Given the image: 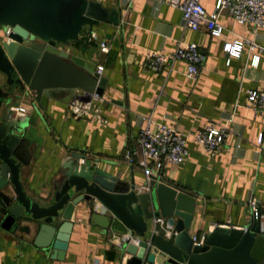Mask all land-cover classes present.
Segmentation results:
<instances>
[{
	"label": "crops",
	"instance_id": "crops-1",
	"mask_svg": "<svg viewBox=\"0 0 264 264\" xmlns=\"http://www.w3.org/2000/svg\"><path fill=\"white\" fill-rule=\"evenodd\" d=\"M116 12V23L98 22L84 26L78 39L61 49L83 60L105 79L96 97L84 90L64 89L35 101L22 96L12 104V115L29 120L42 143L22 169L20 180L33 199L49 203L53 182L73 165L72 153L81 154L84 164L98 168L117 180L140 188L145 180L135 165L123 159L135 148V138L145 119L174 127L186 137L188 153L184 161L165 163L159 181L192 197L190 237L211 231L215 226L246 227L252 207L264 219V110L254 112L246 101V91H264V26L253 34L247 24H238L226 12L218 15L223 30L217 36L200 24L196 30L180 27V11L167 4L153 8L151 0H95ZM206 12L215 0H198ZM262 47L251 52L242 46L237 56L222 50L225 42L251 38ZM105 41L106 53L98 49ZM196 43L202 57L197 78L184 76L181 61L166 63L158 73L142 68L147 49L169 52L174 43ZM89 100L98 109L74 115L70 104ZM230 118V122H227ZM231 129L220 152L210 156L196 144L191 132L207 123ZM261 134V145L256 144ZM238 142V147L235 146ZM80 163V160H79ZM147 190L148 187H142ZM72 226L61 259L31 243L32 232L0 227V264H125L129 255L119 249L121 226L103 230L89 223L84 210L75 207ZM27 222L22 221L21 226ZM260 227V228H261ZM32 231V229H31Z\"/></svg>",
	"mask_w": 264,
	"mask_h": 264
},
{
	"label": "water",
	"instance_id": "water-1",
	"mask_svg": "<svg viewBox=\"0 0 264 264\" xmlns=\"http://www.w3.org/2000/svg\"><path fill=\"white\" fill-rule=\"evenodd\" d=\"M116 20L113 9L95 0H0V26L8 29L0 38V227L32 232L35 247L61 259L78 207L92 225L127 231L118 236L129 255L125 264H264L257 210L248 226H215L193 242L186 231L192 197L154 177L147 190L136 188L84 164L81 154H71L73 165L53 182L47 205L26 193L20 175L42 137L29 120L12 115V104L31 94L42 102L64 89L99 93L105 79L61 47L77 41L84 26ZM156 217L164 218L166 232L153 223Z\"/></svg>",
	"mask_w": 264,
	"mask_h": 264
},
{
	"label": "built area",
	"instance_id": "built-area-1",
	"mask_svg": "<svg viewBox=\"0 0 264 264\" xmlns=\"http://www.w3.org/2000/svg\"><path fill=\"white\" fill-rule=\"evenodd\" d=\"M130 0H123L127 4ZM153 8L156 9L161 4H167L175 7L180 11V27L196 30L200 24L209 27V33L217 36L223 30V26L218 22L217 18L221 12H226L238 24H247L254 34L257 29L264 26V0H215L213 8L210 12H206L198 0H151ZM242 46H246L251 52L252 63H256L258 55L254 51H261L262 47L251 38H239L232 42H225L222 50L228 57L237 56ZM98 49L102 53L108 51L107 44L101 40L98 42ZM173 61H181L184 65V76L194 81L200 71L202 57L198 47L194 42L182 43L176 40L174 47L169 52L160 50L147 49L144 52L141 62L142 68L153 73H158L166 63ZM101 66L96 67L99 74ZM86 97H96L95 92H84ZM246 101L254 112L264 110V91L249 89L246 91ZM71 112L74 115L87 114L89 109L94 113L98 111L90 105L89 100L78 102L76 98L70 104ZM230 122V118L226 119ZM230 128L214 123H207L201 128L191 132L192 140L203 147L210 156H214L220 152L226 140ZM136 146L131 151L123 154V159L140 169L144 176L145 183L143 187H147L148 181L154 177L159 181L161 168L165 163L180 164L187 156L188 149L186 137L174 127L168 126L161 122H152L145 119L143 125L139 128L136 138ZM256 144L261 145V134L256 139ZM238 147V142L235 144ZM256 209L252 207L251 217L255 218ZM153 223L159 225V228L166 232L168 226L164 225V218H153ZM193 242L202 240L196 236L191 237ZM88 264H99L98 260L93 258Z\"/></svg>",
	"mask_w": 264,
	"mask_h": 264
},
{
	"label": "flooded vegetation",
	"instance_id": "flooded-vegetation-1",
	"mask_svg": "<svg viewBox=\"0 0 264 264\" xmlns=\"http://www.w3.org/2000/svg\"><path fill=\"white\" fill-rule=\"evenodd\" d=\"M5 32L7 33V32H8V29L5 30L4 27L0 26V38H2L1 35H2L3 33H5Z\"/></svg>",
	"mask_w": 264,
	"mask_h": 264
}]
</instances>
